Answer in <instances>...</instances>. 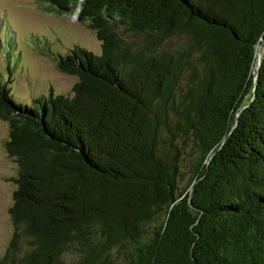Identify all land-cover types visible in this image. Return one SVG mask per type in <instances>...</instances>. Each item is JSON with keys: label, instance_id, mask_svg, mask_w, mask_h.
Masks as SVG:
<instances>
[{"label": "trees", "instance_id": "16d2710c", "mask_svg": "<svg viewBox=\"0 0 264 264\" xmlns=\"http://www.w3.org/2000/svg\"><path fill=\"white\" fill-rule=\"evenodd\" d=\"M48 2L101 53L59 54L72 93L32 105L0 73L19 167L0 264H264V0Z\"/></svg>", "mask_w": 264, "mask_h": 264}, {"label": "rangeland", "instance_id": "374dc122", "mask_svg": "<svg viewBox=\"0 0 264 264\" xmlns=\"http://www.w3.org/2000/svg\"><path fill=\"white\" fill-rule=\"evenodd\" d=\"M48 0H0V73L5 80L13 78V99L23 105H32L37 97L71 94L78 81L74 74L62 72L57 56L78 47L101 53V41L96 31L78 20L77 15L48 12ZM264 51V43L261 46ZM258 55V53H257ZM10 124L0 118V257H3L13 238L15 228L10 214L17 189L15 178L18 163L7 151ZM192 151L191 144L187 153ZM181 185L192 172L191 156H185ZM72 253L66 254L70 259ZM113 264H126L122 254H113Z\"/></svg>", "mask_w": 264, "mask_h": 264}, {"label": "water", "instance_id": "95a60500", "mask_svg": "<svg viewBox=\"0 0 264 264\" xmlns=\"http://www.w3.org/2000/svg\"><path fill=\"white\" fill-rule=\"evenodd\" d=\"M263 43H264V41L261 44L258 45V48L259 47L261 48V46H262ZM261 57H262V52L260 53V55L257 58V69H256L257 70V73H258L259 68H260Z\"/></svg>", "mask_w": 264, "mask_h": 264}, {"label": "bare ground", "instance_id": "6f19581e", "mask_svg": "<svg viewBox=\"0 0 264 264\" xmlns=\"http://www.w3.org/2000/svg\"><path fill=\"white\" fill-rule=\"evenodd\" d=\"M259 50H258V56L260 55V53H261V48L259 47L258 48ZM258 58V57H257Z\"/></svg>", "mask_w": 264, "mask_h": 264}]
</instances>
